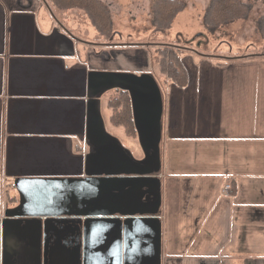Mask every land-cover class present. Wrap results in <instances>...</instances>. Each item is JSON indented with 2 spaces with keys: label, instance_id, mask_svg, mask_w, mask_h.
<instances>
[{
  "label": "crops",
  "instance_id": "obj_1",
  "mask_svg": "<svg viewBox=\"0 0 264 264\" xmlns=\"http://www.w3.org/2000/svg\"><path fill=\"white\" fill-rule=\"evenodd\" d=\"M115 17L107 41L0 0V264H264V57Z\"/></svg>",
  "mask_w": 264,
  "mask_h": 264
},
{
  "label": "rangeland",
  "instance_id": "obj_2",
  "mask_svg": "<svg viewBox=\"0 0 264 264\" xmlns=\"http://www.w3.org/2000/svg\"><path fill=\"white\" fill-rule=\"evenodd\" d=\"M100 1L109 11L112 21L113 15L116 16L115 23L117 28L123 30L126 33V38L132 41L137 42L141 38L143 42L174 44L176 40H181L182 36L188 38L186 36L188 33L194 39L192 45L201 54L231 56L228 50L225 51L226 46L227 49H230V44L224 42L227 39L233 45L232 55L235 57L244 55H260V57H264V0H242L250 8L248 15L212 31L206 29L202 20L211 0H178L184 8L182 11H190L191 15L188 13L180 15L177 17L175 24L173 22V30H171V27L164 33L156 31L153 27L155 19H160L162 24V20L166 18L156 11V4L164 1V3L171 5L172 0ZM50 9L56 13L59 19L65 22L70 21V23L78 21L79 26H82L87 19L79 9H61L55 6H52V8L50 6ZM163 13L167 14V10L163 11ZM198 26L200 27L199 29L204 31V35L196 37ZM88 27L86 26L87 38L89 37ZM89 28L92 29V26ZM177 33L181 35L179 36Z\"/></svg>",
  "mask_w": 264,
  "mask_h": 264
},
{
  "label": "trees",
  "instance_id": "obj_3",
  "mask_svg": "<svg viewBox=\"0 0 264 264\" xmlns=\"http://www.w3.org/2000/svg\"><path fill=\"white\" fill-rule=\"evenodd\" d=\"M50 8L52 6L61 9L75 8L81 10L88 21L96 28L102 38L109 41L114 37V25L109 11L100 0H43ZM180 1L172 0L171 5L160 1L156 4V11L166 18L154 20V29L164 33L170 29L174 20L184 10ZM168 6V7H167ZM165 7V8H164ZM249 6L242 0H211L210 5L205 10L203 24L209 31L215 30L220 26L227 25L242 18H245L249 12ZM51 10V9H50ZM167 10V14L163 11ZM264 19V18H263ZM174 47V46H172ZM159 67L163 73L177 80L178 84L183 85L186 82V73L181 67V59L174 49L170 50L169 55L163 52L159 58ZM125 98V96H123ZM128 114V109H127ZM129 121V115L128 119Z\"/></svg>",
  "mask_w": 264,
  "mask_h": 264
},
{
  "label": "built area",
  "instance_id": "obj_4",
  "mask_svg": "<svg viewBox=\"0 0 264 264\" xmlns=\"http://www.w3.org/2000/svg\"><path fill=\"white\" fill-rule=\"evenodd\" d=\"M230 188V186L228 185V186H226L225 187V189H224V191H226L227 189H229Z\"/></svg>",
  "mask_w": 264,
  "mask_h": 264
}]
</instances>
